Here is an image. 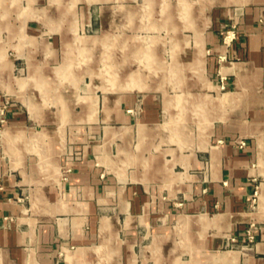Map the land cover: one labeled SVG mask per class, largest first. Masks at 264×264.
<instances>
[{"label": "crops", "instance_id": "0c3cea01", "mask_svg": "<svg viewBox=\"0 0 264 264\" xmlns=\"http://www.w3.org/2000/svg\"><path fill=\"white\" fill-rule=\"evenodd\" d=\"M258 4L254 20L264 15V0ZM247 36L245 49H238L246 61L228 67L234 87L222 95L228 108L233 106L218 115L228 130L249 137L246 148L236 149L233 142L200 145L193 139L185 151L176 143L168 146L177 137L161 132L159 109L151 96L136 122L124 108L134 104V94H107L98 113L106 136L96 156L99 165L82 162L60 188L52 183L35 188L28 180L36 176H29L26 168L35 162L42 170L54 168L64 131L60 125L39 131L29 127L32 139L39 142L36 157L22 153L14 163L0 153V264H135L132 252L139 229H147L148 235L151 229L159 230L148 241L144 235L142 264H264V23H254ZM188 82L192 111L207 97L199 82ZM60 97L65 107L57 116L62 119L94 115L87 105L72 109V97ZM206 106L209 123L215 119V105ZM30 116L36 124L33 116L38 112ZM13 117L6 129L20 128L22 134L28 128L25 115ZM103 167L113 175L110 182L130 184L125 192L112 186L120 196L116 208L101 178ZM199 170H205V184L193 182ZM183 177L193 183L184 185ZM182 193L190 198L184 207L172 202ZM26 194L28 206L17 201ZM215 202L217 209L211 208ZM25 207L29 214H23ZM9 214L16 221L5 229L2 221ZM250 229L255 238L248 242ZM230 236L237 242L225 249Z\"/></svg>", "mask_w": 264, "mask_h": 264}, {"label": "rangeland", "instance_id": "374dc122", "mask_svg": "<svg viewBox=\"0 0 264 264\" xmlns=\"http://www.w3.org/2000/svg\"><path fill=\"white\" fill-rule=\"evenodd\" d=\"M260 1L0 0V153L14 163L22 153L36 157L39 142L32 139L29 127L39 131L43 126L60 125L64 140L55 167L42 170L35 162L26 168L29 176L41 177L36 182L29 179L31 186L52 183L60 188L80 163L99 165L96 156L104 149L106 136L98 113L107 94H134V104L124 108L136 122L144 116L151 96L159 109L161 132L177 137L168 146L176 143L185 151L193 139L200 145L233 142L236 149L246 148L249 137L228 130L218 115L233 106L228 108L220 98L234 87L233 70L228 67L246 61L238 49H245L254 23H264V15L254 20ZM190 80L199 82L200 92L207 97L192 111L187 104ZM204 81L206 86L201 84ZM63 94L74 99L72 109L79 111L87 105L94 115L57 116L65 107L60 99ZM211 102L216 114L208 123L206 103ZM18 112L27 119L28 128L22 134L20 128L6 129ZM37 112L38 117H33L38 125L30 116ZM204 171L195 172L193 182L205 184ZM112 177L103 167L101 178L116 208L117 189L125 192L130 184L110 182ZM183 180L184 185L193 183L191 178ZM113 185L118 188L112 189ZM188 199L182 193L172 202L184 207ZM17 201L28 206L29 195ZM211 208H219V202ZM29 212L25 207L23 214ZM15 221V215H6L1 226L12 228ZM147 232L139 229L136 235L135 264L143 261L144 235L148 241L159 234L158 229ZM234 238L226 240L225 249L233 248Z\"/></svg>", "mask_w": 264, "mask_h": 264}, {"label": "built area", "instance_id": "2783aa9c", "mask_svg": "<svg viewBox=\"0 0 264 264\" xmlns=\"http://www.w3.org/2000/svg\"><path fill=\"white\" fill-rule=\"evenodd\" d=\"M254 238H255V236H254L253 232L251 231V229L250 230H247V239H248V242L253 241ZM234 240H236V238H234Z\"/></svg>", "mask_w": 264, "mask_h": 264}, {"label": "bare ground", "instance_id": "6f19581e", "mask_svg": "<svg viewBox=\"0 0 264 264\" xmlns=\"http://www.w3.org/2000/svg\"><path fill=\"white\" fill-rule=\"evenodd\" d=\"M151 57H153V56H151ZM154 58H155V57H154ZM152 59H153V58H152ZM119 66H120V65H119ZM169 70H170V69H169ZM230 94H231V93H230ZM220 98L222 99V98H224V96H221ZM6 136H7V135H6Z\"/></svg>", "mask_w": 264, "mask_h": 264}]
</instances>
